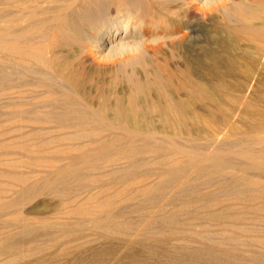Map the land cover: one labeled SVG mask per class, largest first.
Instances as JSON below:
<instances>
[{
    "label": "bare ground",
    "instance_id": "6f19581e",
    "mask_svg": "<svg viewBox=\"0 0 264 264\" xmlns=\"http://www.w3.org/2000/svg\"><path fill=\"white\" fill-rule=\"evenodd\" d=\"M7 2L14 11L9 16L0 12V91L42 88L38 98L43 104L22 110L23 94L18 90L14 108H19L10 115L11 125L0 122V136L20 133L23 128L16 123L27 121L55 124V130L63 133L47 138L37 130L29 133L34 139L3 143L0 166L6 171L0 172V195L16 189L20 197L10 204L0 203V214L13 213L23 223L37 218L43 225L46 218L33 217L23 206L49 191L66 195L65 214L79 229L88 225L108 234L116 229L143 230L156 242L184 239L200 226L224 231L240 229L246 220L264 223V112L256 109L260 123L246 134L261 132L258 140L227 143L222 141L226 135L219 136L218 145L206 155L188 143L196 136H214L226 129L234 132L239 111L250 106L245 98L254 75L264 72V0H218L214 9L235 3L240 10L237 18L223 16L212 29L203 19L214 9L198 13L197 0H0L2 6ZM182 30L189 33L188 40ZM150 36L166 40L134 51ZM105 54L111 59L101 60ZM138 64L143 66L141 73ZM113 71L120 81L100 79ZM234 76L241 80L230 81ZM25 77L30 82L22 85ZM106 131L113 137L94 143L93 138ZM179 136H185L187 144L179 143ZM89 138L86 144H72ZM140 156L151 160L141 161ZM117 161L125 166L112 177L122 175L103 185L105 190L94 192L83 184L101 178L91 171ZM150 163L163 166L158 181L134 188L137 180L149 176L138 170ZM192 182L214 190L194 198L189 189ZM120 183L117 191H109L112 184ZM126 201L135 205L134 220L117 211ZM62 231L69 238L55 242L67 250L79 238L70 235L68 227ZM15 245L1 243L0 255ZM188 254L191 260L186 256L172 260L228 264L212 251ZM8 256L17 260L26 254L13 251ZM250 258L249 264H264L262 254ZM28 264L53 261L39 257ZM129 264H138L137 259L131 257Z\"/></svg>",
    "mask_w": 264,
    "mask_h": 264
},
{
    "label": "rangeland",
    "instance_id": "374dc122",
    "mask_svg": "<svg viewBox=\"0 0 264 264\" xmlns=\"http://www.w3.org/2000/svg\"><path fill=\"white\" fill-rule=\"evenodd\" d=\"M220 10L221 9L219 8L214 9L211 12V15L209 14L208 16H206L205 19H203V22L207 24L209 28L212 29L213 26H218L217 24L218 22L223 21L224 15L223 13H221ZM2 11L9 16L10 14L13 13L14 7L8 2L4 6L0 4V12ZM181 33L182 35H186V40H188L187 38L189 37V33L187 32V30H182ZM193 45L196 46L194 43ZM196 48H198V45L195 47V49ZM118 69L119 68H117V70ZM136 69L138 70L139 73H141L143 70V66L138 64ZM115 76H117V74H115V71H113L112 73H109L104 77L101 76L100 79L108 78V80L113 81L114 79H116ZM237 79H239V76L236 77L234 76L232 77V79L230 78V81L235 82L237 81ZM116 80L118 82L120 81V78H117ZM29 82H30L29 77H25L23 78V80L20 81L22 85L27 84ZM117 87L119 88L122 86L117 85L115 88ZM12 88H8L4 91H0V122L5 125H11L10 115L16 112L19 108V107H16V109L14 108L15 107L14 103L18 101L17 98L20 97V94H18L19 91L21 95L23 94L22 95L23 97L19 99L23 101L24 107L21 106L22 110H31L32 108H35L43 104L42 100H39L38 98V94L43 92L42 88L35 89V88H29L27 86H23L21 88H15V87L13 89ZM24 93H26V95H24ZM235 94L238 95L237 92H235ZM245 101L248 102L250 106L247 108L243 107L242 110L239 111L238 115L240 117H236L235 118L236 120L234 121L236 126L234 132L229 131V129H226L222 132V134L224 133L223 135L221 133H215V135L213 136L212 133L211 135L206 134L205 136H196L191 142H188L189 145H192L193 147L197 148L199 152L201 151L200 153L206 155L210 153L211 150L214 149V147L217 144L216 138H218L219 136L223 137L224 135H226V137L224 136L222 141L227 143H237L240 141H245L247 139H253V140L260 139V137H262L263 135L261 132L253 133L255 135L257 134V136L253 134L248 136L246 134L250 130L252 125L258 122L260 123V117L255 114L256 109L261 110L260 112L262 113L264 112V72L257 73L254 75L253 87L248 92ZM198 106L197 107L199 109H203L202 105L199 104ZM226 106H228L227 102H226ZM208 107L210 108L211 106ZM16 125L17 126L20 125L19 127L21 129L23 128L22 131L20 133L19 131L10 132L9 134L2 133V135L0 136L1 137L0 141L2 142V143L0 142V146H1L0 151L2 146L4 145L3 143H7L10 141L15 142V141L34 139L36 136L33 135L31 137V134H29L31 131L42 130L44 132L42 133V135L47 138L53 136L54 137L59 136L62 135L63 133L62 131H58L57 129L55 130L54 127L55 124H51V125L40 124L34 121L33 122L27 121L22 123H16ZM200 127L204 128L202 123L200 124ZM52 131H56V132H52ZM235 133L237 134L236 136L234 135ZM24 134H28V135H24ZM112 137L113 134L111 132L106 131L103 132L100 135V137L93 138V141L94 143L95 142L99 143L100 141L103 140H109ZM91 139L92 138L79 139V140L76 139L77 141L75 140L72 144L74 145L86 144L89 141H91ZM177 141L179 143L187 144V140L185 139V136H179L177 138ZM255 149H259V147H255ZM138 159L141 161L151 160L149 156L146 157L140 156L138 157ZM61 163H64V161ZM58 165H63V164L59 163ZM122 165L125 166L124 164H122L121 161L113 162L108 165H103L102 167L97 168L94 171H91L93 172L94 175L97 174L96 176H101L99 180H97L96 182H90L86 180L84 181L83 184L86 187L93 189L94 192H97L98 190L100 191L103 189V185L108 184V182L111 181V179L114 178L115 180H117V177H121L122 174L120 173L117 176L112 177V173L120 171L123 168ZM162 168H163L162 165L153 164V163H150L149 165L140 168L138 170L139 173L149 172L148 174L149 176L137 180L134 183V188L148 186L151 185L153 181L154 182L158 181L157 174L162 170ZM3 171H6V169L3 166H0V172ZM91 172L86 171L85 173H91ZM36 178L37 177L35 176V178L33 179L35 180ZM2 181L3 180L0 178V182ZM40 186H41L40 181H37L36 188H39ZM120 186L121 183L116 185L112 184V187L108 189L111 192H115L119 188H121ZM189 189L191 190V196H193L194 198L202 197L204 194L208 192L212 194L211 190H214V188L210 189V187H207L206 189V187L203 184H200L199 182L197 183L192 182L189 186ZM7 190H9V188ZM19 197H20L19 193L16 192V189L9 190L5 194L0 195V203L6 202L5 204H10ZM65 198L66 195L64 194L55 195L48 191L42 195H38V197L35 198L32 197L30 201L24 204L23 210L25 211L28 209L27 211H31L33 217H35L36 215L37 216L41 215L42 217L46 218L43 225L40 224L41 222H39L37 218H30L28 223L25 222L23 223V221L17 222L16 219L17 216H15V214L13 213H9V215L8 212L0 214V244L5 242H11V243L13 242L16 244L15 246L12 247L11 246L6 248L3 247L4 253L0 255V264H28L31 260L37 259L39 257H43L46 260H50L51 263L53 261V264H129L131 257L136 258L138 264H186V263H177L174 261L175 259L174 260L172 259L173 257L175 258L176 256H186L187 260H191L192 257H190V254L188 253H192L197 250H201L203 253L207 251H212L214 253H217L219 259L222 261H228L227 262L228 264H249L250 263L249 259H251L250 256L252 254L264 255V241H262L263 239H261V241L258 239L259 237H264L263 222L260 223L259 221H255V220L254 221L246 220L244 222L245 223L244 227L240 229L229 227L230 229L227 228L224 231H221L215 226H210L206 228L200 226V228H197L196 230L188 231L186 235H184L185 236L184 239L174 238L171 239L168 243L166 241L156 242L149 234L145 233V231L143 230L142 232L139 230L130 232L129 230L126 229H124L123 231L116 229L113 231V233L108 234L102 230L93 229L91 226L88 225L79 229L73 224L75 220L73 218L67 217V215L65 214V210L68 205L67 202L64 201ZM62 201L65 202L66 204H63ZM55 203H57L56 204L57 206L56 205L54 206ZM40 205L41 208L38 209L37 207H39ZM63 205L66 206L63 207ZM120 205L121 206L118 207L117 211L119 210L129 220L136 219V216L138 214L134 212L133 208L135 205L133 202L126 201V202H122ZM35 206L37 207L34 208ZM195 223H201V222L196 221ZM64 227H68V229L70 228V233H69L70 235L73 234L78 236L77 238H79L77 239L78 241L77 240L73 241V244H71L69 249L67 250H65L63 246L61 247L57 245L55 242L56 240L59 243L69 238V236H67L68 234H65L62 231ZM13 251L24 252L26 256L25 258L15 260L14 258L8 256L12 254ZM157 251L159 252L157 253ZM162 251L165 252L162 253ZM96 254H98L99 256L98 255L96 256ZM199 260L201 262L206 261V259L204 258H200Z\"/></svg>",
    "mask_w": 264,
    "mask_h": 264
},
{
    "label": "clouds",
    "instance_id": "9594fccd",
    "mask_svg": "<svg viewBox=\"0 0 264 264\" xmlns=\"http://www.w3.org/2000/svg\"><path fill=\"white\" fill-rule=\"evenodd\" d=\"M218 0H197L198 8L196 9L198 13L211 12L217 5ZM239 6L235 3L229 7L222 8L220 11L223 13L226 20H233L237 18V12L239 11ZM166 40L163 36H150L144 38V43L139 44L134 51L140 52L146 47V44L152 45L153 47L159 46ZM101 60H109L111 57L108 54L102 55Z\"/></svg>",
    "mask_w": 264,
    "mask_h": 264
}]
</instances>
